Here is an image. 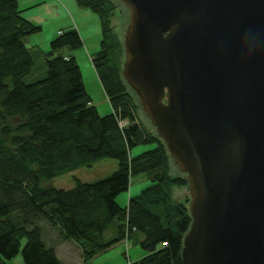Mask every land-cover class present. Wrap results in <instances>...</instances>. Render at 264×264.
Wrapping results in <instances>:
<instances>
[{
  "label": "trees",
  "instance_id": "obj_1",
  "mask_svg": "<svg viewBox=\"0 0 264 264\" xmlns=\"http://www.w3.org/2000/svg\"><path fill=\"white\" fill-rule=\"evenodd\" d=\"M76 2L101 21L102 39L93 64L112 106L107 115L93 104L75 55H55L64 47L81 48L79 31H61L46 55V76L27 82L36 64L27 37L42 27L23 16L20 0H0V259L6 264L22 251L26 264H65L44 240L40 222L47 220L78 245L82 264H92L97 255L122 242L127 228L143 234L141 245L147 252L130 264H184L191 199L179 201L173 191L189 186L187 175L170 173L168 147L139 118L140 100L123 75L124 42L111 22L114 0ZM120 119L128 122L123 128ZM141 144L155 146L132 156ZM105 158L119 162L106 178L76 179L70 189L46 184ZM140 173L151 184L121 205L118 196ZM115 219L118 236L108 241L105 232Z\"/></svg>",
  "mask_w": 264,
  "mask_h": 264
},
{
  "label": "water",
  "instance_id": "obj_2",
  "mask_svg": "<svg viewBox=\"0 0 264 264\" xmlns=\"http://www.w3.org/2000/svg\"><path fill=\"white\" fill-rule=\"evenodd\" d=\"M121 1L124 78L189 182L183 263L264 264V0Z\"/></svg>",
  "mask_w": 264,
  "mask_h": 264
},
{
  "label": "rangeland",
  "instance_id": "obj_3",
  "mask_svg": "<svg viewBox=\"0 0 264 264\" xmlns=\"http://www.w3.org/2000/svg\"><path fill=\"white\" fill-rule=\"evenodd\" d=\"M48 1L32 8L31 11L25 10L23 16L26 18H32L35 24L40 25L42 30L33 33L27 37V46L33 53L36 64L35 68L30 76L26 78L27 82H33L44 78L47 74L46 67V55L51 50V41L60 35L59 30L64 29L68 31L72 28H78L83 33L84 44L79 49H72L71 47H64L59 52L75 53L78 59V63L81 67L83 74V81L86 89L92 98L93 104H95L99 112L102 115H107L112 111V106L105 93L102 83L96 73L93 59L96 57V53L100 49V43L102 39L101 21L99 16L89 8L79 6L76 0L73 2H67L66 0H53ZM117 8L115 14L111 19L112 26L121 40L124 41L125 32L130 21V10L127 4L121 0H114ZM20 8L24 10L26 3L24 0L20 3ZM37 16L34 18L33 16ZM79 30V31H80ZM82 36V35H81ZM86 38V39H85ZM88 40V41H86ZM133 90V89H132ZM136 94V92L133 90ZM137 95V94H136ZM137 100L139 97L137 96ZM140 120L145 126L150 129L154 134H158L155 125L151 122L150 118L144 111L142 105L138 110ZM153 144H141L135 146L131 155H138L148 149L153 148ZM170 173L173 176L186 177L185 173L181 171L178 165L175 164L174 159L171 158ZM119 167V162L113 158L100 159L91 166H83L69 173L60 175L47 182L59 189H70L76 186V179L83 182H94L106 178L112 175ZM151 184L146 173H140L133 176L131 185L128 191L123 192L118 196V202L125 206L129 197L139 194L143 189ZM173 197L179 201H185L187 198L191 199L189 186L176 187L173 191ZM189 204V203H188ZM118 224L119 221L115 219L105 232V239L112 240L118 236ZM43 228V237L45 242L49 246L56 248L57 253L60 254L65 264H82V257L79 254L78 245L70 240L64 239L60 234V230L57 227L52 226L49 221L43 220L40 222ZM134 233V237L132 234ZM129 233V241L117 243L107 251L100 253L91 260L92 264H130V260H136L140 255L137 253L147 252L142 248L141 242L143 234L141 232ZM134 238V239H133ZM130 244V249L127 251V244ZM25 244V239L22 240V247ZM6 264H26L22 251L15 257L6 259Z\"/></svg>",
  "mask_w": 264,
  "mask_h": 264
},
{
  "label": "crops",
  "instance_id": "obj_4",
  "mask_svg": "<svg viewBox=\"0 0 264 264\" xmlns=\"http://www.w3.org/2000/svg\"><path fill=\"white\" fill-rule=\"evenodd\" d=\"M21 1L22 0H20V3H21ZM48 1H50V2H54L53 0H24V3H26V8L24 9V11L25 10H29V11H31L32 10V8L33 7H35V6H38V5H41V4H44V3H48ZM67 2H70V0H66ZM71 2H73L72 0H71ZM37 16V14H35V16H33L34 18ZM29 19V18H28ZM30 19H32V18H30ZM64 29H60L59 30V32L60 31H63ZM77 30L79 31L80 29H78L77 28ZM79 33H80V35H82L81 37H82V39H84L83 37V33H82V31L80 30L79 31ZM86 39V38H85ZM86 41H88V40H86ZM74 55H75V53H73ZM75 57L77 58V56L75 55ZM78 60V59H77ZM113 111V110H112ZM111 111V112H112ZM132 196V195H131ZM130 198V197H129ZM128 204V203H127ZM126 204V205H127ZM53 226V225H52ZM55 227V226H54ZM132 237H134V233L132 234ZM134 239V238H133ZM122 242H124V241H122ZM121 243V242H120ZM79 254H80V249H79ZM59 255V257L61 258V256H60V254H58ZM137 255H140L136 260H138V259H140L141 257H143L144 255H145V253H137ZM61 259H63V258H61ZM130 261H135V260H130Z\"/></svg>",
  "mask_w": 264,
  "mask_h": 264
},
{
  "label": "built area",
  "instance_id": "obj_5",
  "mask_svg": "<svg viewBox=\"0 0 264 264\" xmlns=\"http://www.w3.org/2000/svg\"><path fill=\"white\" fill-rule=\"evenodd\" d=\"M128 124V122H127V120H122V119H120V127H125L126 125ZM129 233H131L129 230H128V228L126 229V232H125V240L126 241H129V239H130V236H129ZM126 244H127V251L130 249V244H128V242H126ZM164 244H166V243H164Z\"/></svg>",
  "mask_w": 264,
  "mask_h": 264
},
{
  "label": "bare ground",
  "instance_id": "obj_6",
  "mask_svg": "<svg viewBox=\"0 0 264 264\" xmlns=\"http://www.w3.org/2000/svg\"><path fill=\"white\" fill-rule=\"evenodd\" d=\"M131 91H132V93H134L132 89H131ZM0 260H1V259H0ZM1 261H2V260H1ZM2 262H3V261H2Z\"/></svg>",
  "mask_w": 264,
  "mask_h": 264
}]
</instances>
